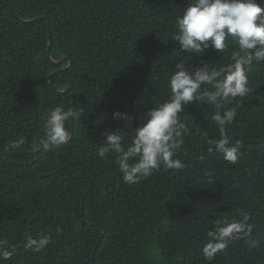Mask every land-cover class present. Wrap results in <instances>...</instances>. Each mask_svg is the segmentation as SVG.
<instances>
[{
  "label": "trees",
  "instance_id": "16d2710c",
  "mask_svg": "<svg viewBox=\"0 0 264 264\" xmlns=\"http://www.w3.org/2000/svg\"><path fill=\"white\" fill-rule=\"evenodd\" d=\"M191 2L0 0V250L15 249L0 264H93L94 251L95 264H264V63L248 70V94L220 109L237 111L226 131L230 143L242 142L236 163L207 151V141L220 138L217 108L195 101L179 114L188 129L174 157L182 169L161 165L130 185L116 153L98 156L101 133L124 129L127 147L149 109L169 99L178 62L190 71L233 63L231 37L222 53L177 51L175 21ZM40 16L48 19L29 22ZM58 106L75 110L74 125L65 122L73 138L33 161ZM117 110L131 120H114ZM241 213L251 235L206 259L215 222ZM41 236L47 246L26 247Z\"/></svg>",
  "mask_w": 264,
  "mask_h": 264
},
{
  "label": "clouds",
  "instance_id": "9594fccd",
  "mask_svg": "<svg viewBox=\"0 0 264 264\" xmlns=\"http://www.w3.org/2000/svg\"><path fill=\"white\" fill-rule=\"evenodd\" d=\"M175 27L177 31L172 39L179 45L177 51L190 57L203 54L209 48L222 53L229 37L238 45V51L233 53V63L219 70L210 67L209 63H202L190 71L184 62H178L168 84L169 99L149 109L147 119L134 129L135 135L127 147L124 129L101 133L104 143L98 149V156L103 159L110 153H116V163L126 184L139 183L142 178L146 179L153 171L159 170L161 165L177 170L184 167L180 159L174 158L188 131L179 114L193 101L217 108L212 120L218 127L220 138L209 139L207 151L221 153L229 163L234 164L239 159L242 142L230 143L226 134L227 126L237 115L236 108L220 109L235 98L248 94V70L253 62L264 63V5L259 0H192L176 18ZM208 85L212 90L206 89ZM74 115L71 108L65 110L58 106L50 110L45 122L46 138L41 140L45 148L58 146L69 139L65 122ZM112 118L125 122L131 120L127 113L119 110L112 113ZM23 144L24 139L20 138L10 147L19 149ZM241 216L240 220L218 219L215 222L214 229L207 233L209 241L202 250L206 259H212L215 253L225 250L230 241L241 238V235H251L253 226L247 223L250 217L246 213H241ZM49 242L48 236L29 238L26 247L35 246L40 250ZM14 251L0 250V258L10 259ZM153 254L157 255L155 251Z\"/></svg>",
  "mask_w": 264,
  "mask_h": 264
},
{
  "label": "water",
  "instance_id": "95a60500",
  "mask_svg": "<svg viewBox=\"0 0 264 264\" xmlns=\"http://www.w3.org/2000/svg\"><path fill=\"white\" fill-rule=\"evenodd\" d=\"M47 19H48L47 16H40V17H37V18L29 20V22H33V21L35 22V21L47 20ZM48 25H49V32L51 33V28H50V23L49 22H48ZM52 45H53V38H52V35L50 34V43H49V47H48V55H49L50 59H51ZM66 60H67L66 58H63L62 60L55 62V64H60L61 65ZM71 66H72V63H70L68 67H66L64 69H61V70L69 69ZM51 75L52 74L48 75L47 81H49ZM71 91H72V88L70 87V88L64 89L62 92L68 93V92H71ZM74 113H75V110H74ZM74 117H75V115H74ZM74 117L72 118V125H74L73 124L74 123ZM73 134H74V132L72 131L71 135L69 136V139L66 142H69L70 140H72ZM66 142H64V143H66ZM44 148H45V146L42 145L37 151H35L32 154V160L33 161H34V158H35L36 154L39 153ZM33 161H31V162H33ZM95 253H96V251H94V253H93V264H95Z\"/></svg>",
  "mask_w": 264,
  "mask_h": 264
},
{
  "label": "rangeland",
  "instance_id": "374dc122",
  "mask_svg": "<svg viewBox=\"0 0 264 264\" xmlns=\"http://www.w3.org/2000/svg\"><path fill=\"white\" fill-rule=\"evenodd\" d=\"M63 59V58H62Z\"/></svg>",
  "mask_w": 264,
  "mask_h": 264
}]
</instances>
